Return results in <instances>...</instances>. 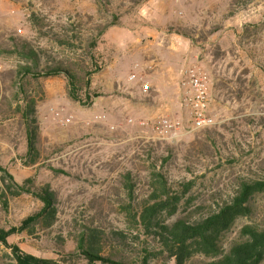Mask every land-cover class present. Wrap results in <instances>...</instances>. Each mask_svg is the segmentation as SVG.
<instances>
[{
  "label": "rangeland",
  "instance_id": "374dc122",
  "mask_svg": "<svg viewBox=\"0 0 264 264\" xmlns=\"http://www.w3.org/2000/svg\"><path fill=\"white\" fill-rule=\"evenodd\" d=\"M30 53L39 70L74 75L75 95L91 104L69 97L65 74L20 79ZM196 67L216 109L215 124L198 130L182 99L185 71ZM31 102L39 137L28 156L23 112ZM160 119L174 125L167 135L154 130ZM0 165L16 182L31 178L55 194L53 223H33L10 245L85 264L76 245L93 228L106 257L135 263L149 254V264L168 263L138 219L159 177L169 189L170 204L157 216L165 224L203 217L241 182L264 181V0H0ZM3 195L4 230L42 208L30 194ZM249 205L222 238L224 248L241 227L264 220V189ZM207 260L196 254L188 264ZM0 264H14L3 245Z\"/></svg>",
  "mask_w": 264,
  "mask_h": 264
},
{
  "label": "trees",
  "instance_id": "16d2710c",
  "mask_svg": "<svg viewBox=\"0 0 264 264\" xmlns=\"http://www.w3.org/2000/svg\"><path fill=\"white\" fill-rule=\"evenodd\" d=\"M116 25L112 23L111 26ZM95 47L93 44L89 52ZM32 56V65L21 66L17 71V76L24 79L51 77L58 74H65L68 78V95L71 99L79 101L81 104H91L89 99L81 100L75 95L76 79L69 71L60 68L39 70L37 55ZM89 85V84H88ZM95 97H98L97 95ZM34 103L31 102L24 108L23 117L27 120L26 141L27 155L37 152L36 144L39 137V128L35 119ZM32 165L37 163V159H29ZM158 186L149 199L140 206L138 219L145 232L154 235L153 240L168 255L166 264H188L194 255L200 254L207 261L198 264H261L264 261V220L260 223L246 224L239 230L237 236L232 239L226 248L221 244L222 238L232 228L235 221L240 217L250 214L249 201L251 197L264 189V181L241 182L235 193L226 201L217 203L214 209L203 217L191 219L180 217L175 221L165 224L157 220L158 212L165 210L170 203L164 200L169 189L166 183L159 177ZM0 190L4 195L7 192L10 197L15 198L22 194H30L42 203L40 211L24 219L20 226L11 227L8 230L0 228V245L8 248L14 264H59L49 259H43L31 254L24 253L17 245H10L8 238L14 234L21 233L33 223H43L44 227H49L55 219V209L53 203L55 194L49 186L36 188L31 178L22 183L14 180L13 176L0 165ZM130 187V185H128ZM5 191V192H4ZM164 194V196H161ZM3 195V196H4ZM161 196V197H160ZM149 200L153 203H148ZM6 205V201H1ZM102 235L97 229L89 228L81 232L77 241L76 251L86 262L85 264H149V254L141 261L135 263L124 262L114 258L106 257L100 249Z\"/></svg>",
  "mask_w": 264,
  "mask_h": 264
},
{
  "label": "built area",
  "instance_id": "2783aa9c",
  "mask_svg": "<svg viewBox=\"0 0 264 264\" xmlns=\"http://www.w3.org/2000/svg\"><path fill=\"white\" fill-rule=\"evenodd\" d=\"M129 78L132 80L135 75L132 74ZM208 82L207 75L197 67L185 71L182 99L189 106L191 124L197 130L209 128L215 124V117L209 112ZM149 90V85L142 86L143 92L146 93ZM173 127L174 125L166 119H160L155 123L154 130L159 134L167 135Z\"/></svg>",
  "mask_w": 264,
  "mask_h": 264
},
{
  "label": "crops",
  "instance_id": "0c3cea01",
  "mask_svg": "<svg viewBox=\"0 0 264 264\" xmlns=\"http://www.w3.org/2000/svg\"><path fill=\"white\" fill-rule=\"evenodd\" d=\"M151 65H149L148 67H150ZM152 68V67H151ZM167 82H168V80H167V76L166 77H164L163 79H162V87H164L165 89H168L169 87H168V85H167ZM165 91H167V90H165ZM160 94H163V93H160ZM180 98V97H179ZM178 98V99H179ZM157 99L156 98H152V101H151V103L153 102L154 104H156L155 103V101H156ZM165 100L167 101L165 104H164V106L163 107H161V109H162V111L161 112H164V113H167V112H170L171 111V108H169V106H171L170 104H169V100H168V98H165ZM145 105H148L147 103H144ZM110 107H112L110 104L109 105H107L106 106V108H107V110L108 111H110ZM216 109H215V107H214V100L213 99H211L210 101H209V112L212 114L213 113V111H215ZM156 111H158V108L156 107V110H154L152 113H150V114H153L154 112H156ZM149 111H147V114H149L148 113ZM146 114V113H145Z\"/></svg>",
  "mask_w": 264,
  "mask_h": 264
}]
</instances>
